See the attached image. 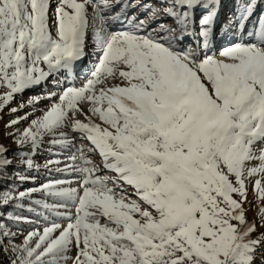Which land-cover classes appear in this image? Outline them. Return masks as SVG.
I'll return each instance as SVG.
<instances>
[{"label":"snow or ice","instance_id":"1","mask_svg":"<svg viewBox=\"0 0 264 264\" xmlns=\"http://www.w3.org/2000/svg\"><path fill=\"white\" fill-rule=\"evenodd\" d=\"M232 3L0 0V264H264V0Z\"/></svg>","mask_w":264,"mask_h":264},{"label":"rangeland","instance_id":"2","mask_svg":"<svg viewBox=\"0 0 264 264\" xmlns=\"http://www.w3.org/2000/svg\"><path fill=\"white\" fill-rule=\"evenodd\" d=\"M233 9H234V4L232 3V0H227V6L223 9V12H222V15H221V23H223L224 19L231 13L233 12ZM93 57L91 55H89V57L86 59L89 62L93 61L92 59ZM91 59V60H90ZM90 66V63L89 65ZM78 73L76 74V83L79 85L81 83H83V79L84 77L82 78H79L80 76H78ZM49 90H51V85L49 84ZM43 91L42 88H35L33 90H30V91H26L24 94H23V97H22V100L24 102H27V100L32 97V96H38L41 94V92ZM20 102V100L18 99L17 100V104ZM15 106V105H14ZM47 106V101H44L42 102L39 107L41 108H46ZM23 113H20V115H22ZM39 114V113H38ZM12 119L11 116L7 115V114H3V120L0 121V137H3L4 136V124L7 123L8 120ZM24 125H21V127H23ZM3 143L5 145H9V140L7 139H4L3 140ZM11 147L15 148V145H10ZM38 160V162H43V157L41 156H38L36 158ZM256 211V209L254 208L252 211L249 212V217H251L253 215V213ZM27 227V226H25Z\"/></svg>","mask_w":264,"mask_h":264},{"label":"bare ground","instance_id":"3","mask_svg":"<svg viewBox=\"0 0 264 264\" xmlns=\"http://www.w3.org/2000/svg\"><path fill=\"white\" fill-rule=\"evenodd\" d=\"M88 65H89L88 61L87 60H84L83 64L80 66V68L77 69L78 76H81L80 75L81 72H83L84 70H86L87 68L85 66H88Z\"/></svg>","mask_w":264,"mask_h":264}]
</instances>
